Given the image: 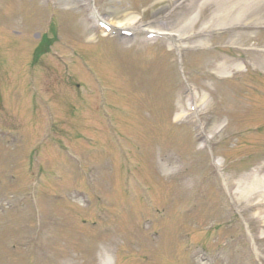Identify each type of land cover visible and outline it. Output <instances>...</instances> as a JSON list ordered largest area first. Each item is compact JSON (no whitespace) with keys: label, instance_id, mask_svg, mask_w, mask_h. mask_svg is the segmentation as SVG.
I'll list each match as a JSON object with an SVG mask.
<instances>
[{"label":"rangeland","instance_id":"1","mask_svg":"<svg viewBox=\"0 0 264 264\" xmlns=\"http://www.w3.org/2000/svg\"><path fill=\"white\" fill-rule=\"evenodd\" d=\"M206 1L0 0V125L17 126L27 146L0 143V264H99L105 252L110 264H264V220L253 209L264 193V0L245 25H213ZM93 11L112 26L173 34L176 46L104 38ZM87 71L107 89L104 116ZM16 92L25 93L20 104ZM40 95L64 120L56 138L76 154L64 163L80 156L97 167V181L65 177L61 199L43 208L41 199L38 214L19 194L13 210L6 199L9 174L18 193L31 184L20 146L36 145L48 127L33 108ZM191 100L199 116L189 114ZM204 132L213 133L210 151L226 187L215 168L202 175L212 174L221 192L183 182L194 158L207 162V149L197 150ZM46 146L36 162L49 169L58 154ZM13 166L20 169L7 170ZM251 178L259 191L238 200L235 190ZM64 186H73L69 195Z\"/></svg>","mask_w":264,"mask_h":264},{"label":"bare ground","instance_id":"2","mask_svg":"<svg viewBox=\"0 0 264 264\" xmlns=\"http://www.w3.org/2000/svg\"><path fill=\"white\" fill-rule=\"evenodd\" d=\"M261 0H207L206 4L209 8H211V16L209 19L213 25H221V24H240L250 23L252 22L253 17H256V14H259V11L256 10L255 4ZM193 19H191L192 22ZM141 29V28H139ZM238 29V28H237ZM245 29V28H244ZM167 36L170 40L174 42L176 46V42L178 37H175L173 34L167 33ZM208 137H205L207 141ZM218 167V163L216 162ZM251 182L246 187H243L241 191L236 192L240 195V199L245 200L246 196H253L259 191L260 183L257 179H250ZM259 185V187H258ZM263 190V189H262ZM263 201L260 205L255 204L253 209H255L260 215L263 216L264 220V193L262 194ZM264 222V221H263ZM101 264H108L107 260L102 258Z\"/></svg>","mask_w":264,"mask_h":264}]
</instances>
